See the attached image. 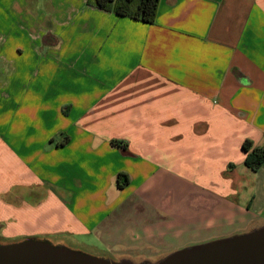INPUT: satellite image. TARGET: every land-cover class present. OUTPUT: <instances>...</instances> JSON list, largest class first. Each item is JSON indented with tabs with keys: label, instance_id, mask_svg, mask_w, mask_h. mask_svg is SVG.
Instances as JSON below:
<instances>
[{
	"label": "crops",
	"instance_id": "crops-1",
	"mask_svg": "<svg viewBox=\"0 0 264 264\" xmlns=\"http://www.w3.org/2000/svg\"><path fill=\"white\" fill-rule=\"evenodd\" d=\"M246 140L264 147V0H160L153 24L0 0V242L147 258L252 231L264 165ZM168 192L201 213L166 219Z\"/></svg>",
	"mask_w": 264,
	"mask_h": 264
},
{
	"label": "water",
	"instance_id": "water-1",
	"mask_svg": "<svg viewBox=\"0 0 264 264\" xmlns=\"http://www.w3.org/2000/svg\"><path fill=\"white\" fill-rule=\"evenodd\" d=\"M0 264H134L112 262L72 251L48 241L28 239L0 245ZM139 264H264V225L249 233L178 250L155 263Z\"/></svg>",
	"mask_w": 264,
	"mask_h": 264
},
{
	"label": "rangeland",
	"instance_id": "rangeland-1",
	"mask_svg": "<svg viewBox=\"0 0 264 264\" xmlns=\"http://www.w3.org/2000/svg\"><path fill=\"white\" fill-rule=\"evenodd\" d=\"M198 199L199 197L197 199H194V195L192 194L183 195V196L176 198L174 194H171L168 192L166 193V195L162 196V199L159 202V204H157V206H154L155 207L154 210H156L157 213H161L160 215H163L166 219H169L170 215H173V216L176 215L178 216L177 218H179L180 221H182L183 223H187L189 219H193L201 213L202 207L196 204V201ZM145 213H147V211H145ZM262 223H263L262 225H264V217H263ZM254 229H257V227ZM250 231L251 229L247 231H243V232L233 233L229 237L246 234V233H249ZM229 237H225V238H229ZM28 239H32V238H28ZM221 239H224V238H214L212 240H208L205 242L188 244L184 248H181V249H185V248H189V247H193L196 245H200V244H204V243L212 242L216 240H221ZM36 240H39V239H36ZM19 242L20 241L18 242L11 241L8 243L0 242V245H8V244H14V243H19ZM53 245H57V244H53ZM65 247H67L68 249L72 251L80 252V253L86 254L91 257L107 259L112 262L130 261L134 264H139V263H144V262L155 263L161 259L166 258L172 253L178 250H181V249H178V250H173L171 252H167V251L160 252L158 254H152L148 256L147 258L143 257L144 254H142V252L135 254V256L133 255L134 252H130L128 254L126 253L125 255L122 256V255H119V253L109 254L106 251H104L100 246H96V244L92 243L91 240L86 239L84 237H82L80 240L75 241L74 243L70 241H66Z\"/></svg>",
	"mask_w": 264,
	"mask_h": 264
},
{
	"label": "trees",
	"instance_id": "trees-1",
	"mask_svg": "<svg viewBox=\"0 0 264 264\" xmlns=\"http://www.w3.org/2000/svg\"><path fill=\"white\" fill-rule=\"evenodd\" d=\"M160 0H88V5L106 12H113L119 17H126L153 24L156 19ZM245 153V165L254 172L264 165V147L254 148L250 140L242 145ZM118 187L124 188L129 184L127 175L118 174Z\"/></svg>",
	"mask_w": 264,
	"mask_h": 264
}]
</instances>
